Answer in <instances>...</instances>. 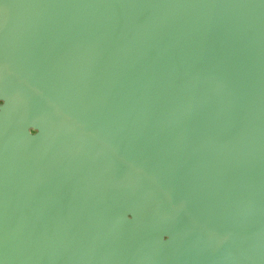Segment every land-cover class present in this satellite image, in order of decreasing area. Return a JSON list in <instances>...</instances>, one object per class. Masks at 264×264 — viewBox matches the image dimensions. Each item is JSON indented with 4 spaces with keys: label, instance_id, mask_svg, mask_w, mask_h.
<instances>
[{
    "label": "water",
    "instance_id": "95a60500",
    "mask_svg": "<svg viewBox=\"0 0 264 264\" xmlns=\"http://www.w3.org/2000/svg\"><path fill=\"white\" fill-rule=\"evenodd\" d=\"M0 101V264H264V0H0Z\"/></svg>",
    "mask_w": 264,
    "mask_h": 264
},
{
    "label": "clouds",
    "instance_id": "9594fccd",
    "mask_svg": "<svg viewBox=\"0 0 264 264\" xmlns=\"http://www.w3.org/2000/svg\"><path fill=\"white\" fill-rule=\"evenodd\" d=\"M2 103H3V101H0V104H2ZM28 131H29L30 134H33L34 135L35 132H36V129L29 128Z\"/></svg>",
    "mask_w": 264,
    "mask_h": 264
}]
</instances>
